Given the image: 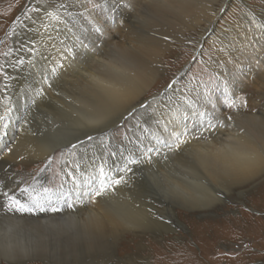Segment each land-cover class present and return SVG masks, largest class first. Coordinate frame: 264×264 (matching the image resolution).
<instances>
[{
    "label": "rangeland",
    "instance_id": "rangeland-1",
    "mask_svg": "<svg viewBox=\"0 0 264 264\" xmlns=\"http://www.w3.org/2000/svg\"><path fill=\"white\" fill-rule=\"evenodd\" d=\"M52 1L54 0H0V98L4 96L11 106L13 103V105H16V101L20 99L18 95L20 92L19 82L26 83V79H28L30 84L33 85L31 70L28 69L31 57L29 58L26 55L35 52L40 45L36 31L42 25V16L47 15L49 12L53 13L49 9L48 11L39 9V5L41 3L54 5ZM81 1L90 13L95 15L97 26L106 30V32L112 33L110 35L116 44L125 45L130 42L131 37L128 34L132 31L126 30V22L117 26L119 16H115L113 19L109 17L111 19L109 23L104 1ZM144 3L145 0H137L134 8H126L129 11L134 10V12L141 13L140 5ZM221 5V3L215 4V20L210 28H207L206 24L204 25L201 16L191 14L189 25L181 28L180 26L177 27L176 32L167 35L170 37L167 42L163 38L161 39L163 46L160 50L162 52L159 50L160 53L157 58L158 67L160 68L159 76H157L154 87L148 93V97L161 94L173 83L174 77L179 72H182V75L175 81L173 88L170 87L169 91L167 90L165 93L166 95L153 104L151 111H145L147 114L144 111L135 113L128 120L118 123L106 142L101 143L102 150L97 147V143H91L85 149L84 156L80 157L77 156V152L74 153L71 146L66 144L52 153L50 167H48L49 158L45 162L42 160L36 161L29 166L15 165L16 171L22 175V184L29 188V192L22 193L23 195L18 194L19 196L13 195L17 196L16 198L26 205L30 203V197L40 199L44 208L43 212L33 208L31 212H21V214L25 213V215L31 217L44 216L46 213L57 212L52 211L53 208L63 210V212H71L78 205L87 202L74 203L76 200L79 201L78 191L76 190L78 188L74 186L77 177L88 178L91 183L98 181L99 177L102 180L107 176V173L114 174V172L120 171L119 169L122 170L129 160H138L137 157H134L137 152L142 153L150 147L155 148L150 144L153 141L156 146L166 152L163 144L160 143L161 140H165L166 134L162 133L160 135L159 132L169 129L162 121L163 112L167 114L171 112L184 113L181 116L183 117V127L186 126L190 131L192 130V134L198 128L204 127V123L207 124L204 120L205 111L209 109L221 117L231 116V120L239 119L237 113L241 112L239 111L240 105H244L245 102L246 107L249 109L243 106L244 109H247L243 112L247 115L264 112V107H262L264 106V97L261 91L255 83H251V79L247 80L248 78L244 77L243 82L241 79V73L245 72L243 65L247 63L248 59L246 48L248 49L251 45V47L257 49L261 41L264 40V0H227L223 6ZM136 7L139 11L135 9ZM35 13L41 14V17H35ZM250 21H252L250 25L256 30L260 29L262 35H258L260 31L257 30V37L255 33L249 30L248 24ZM186 26L188 28H185ZM148 31L149 27L148 29L144 27L142 35L146 34L145 36H147ZM251 35L257 38L254 37L253 39ZM261 49V54L264 57V48ZM240 56L244 59L246 56V59L244 60ZM42 60L39 64L44 65L47 63L45 56L42 57ZM243 60L245 63L242 62ZM55 66H53L54 70L57 67ZM41 67L40 65L36 71ZM198 104L202 106V109L198 108ZM231 104L236 106L230 107ZM253 109H257L258 112L253 113ZM191 112H194L193 114L196 117L190 116ZM35 115L38 116L39 114L37 111H31L30 109L31 120L36 117ZM188 122L190 125L187 124ZM128 167L133 170L127 174L128 176H132L133 172L136 173L133 175L135 178L132 179L133 181L140 180V178L153 179L154 175L152 176V174H155L154 170L150 171L146 164H140L139 166L129 164ZM155 167H159L161 170L164 169L160 165H155ZM41 169L46 170L41 172ZM120 173L124 172L121 171ZM5 176V172L0 171V181L3 180V183L0 184V192L5 191L10 184L8 177ZM41 185L52 189L53 192L45 194ZM261 187V183H259L246 190L242 195L233 194L228 197V200L217 203L218 207L215 209L194 211L191 217L194 222L222 221L221 224H218L219 222L215 225H211V223L206 226L205 224V228L203 227L205 236H195L202 229L195 227L190 218L184 219V208L175 205L174 209L177 210V217L183 223L179 224L175 223V220H171L173 221L171 228H168L167 225L169 224L162 222L163 225H166H164V230L161 229V232L156 235L152 233L144 234L148 240H144V244L142 243L145 247L141 252L142 259H144L143 264L152 263L154 257L151 254L155 249L152 243L154 242L162 245V249L171 248V250H164L165 255L162 254L163 257H158L160 261L158 264H264V214L256 215L253 212V209H255L264 213V193H258L257 191ZM252 194L255 195L252 196ZM251 196L254 201H252ZM235 218H239L240 223L234 225L230 222L231 219ZM167 220L170 219L165 217V221ZM68 237L70 236L62 238L67 239ZM130 238L133 239L132 236H127L126 240L130 241ZM244 245H248V247L245 248ZM120 246L121 244L117 242L114 247L115 253L118 252ZM178 247L187 250L184 253L183 249L180 251ZM121 254L127 255L124 252ZM121 254L119 253V255ZM26 264H42V261L39 258H30L26 261Z\"/></svg>",
    "mask_w": 264,
    "mask_h": 264
},
{
    "label": "bare ground",
    "instance_id": "bare-ground-1",
    "mask_svg": "<svg viewBox=\"0 0 264 264\" xmlns=\"http://www.w3.org/2000/svg\"><path fill=\"white\" fill-rule=\"evenodd\" d=\"M102 1H104L105 3V11L107 14L106 16L109 23L111 22V19L115 18V16H119L117 26L120 25L121 21H123L124 23L126 22V30L128 31H133L132 26L136 24L141 25L142 29L144 27H147L148 29L149 27L147 36H145L146 34L142 35V39L139 43L133 40H130V42H128L136 44L140 51L145 53L147 66H150L153 70V76L151 80H149L143 86L138 95L130 102L132 104H135L137 103V101H139L140 103L150 105L147 110L138 107L136 113H141L143 111L145 112L152 109L153 104L157 102L162 96L166 95L165 93L170 88H166L164 92L159 95L156 94L152 97H148V93L151 91L152 87H154L157 76H159L160 68L158 67L159 64L157 58L161 51V46H163L161 42L163 36L171 35L173 32H176V29L179 26L181 28L185 25H189V16L191 14H198L199 16H201L204 25L206 24L207 28H210L215 20V4L221 3V6H223L227 0H155L154 3H149L147 5L146 10H143L141 8V13H138L136 11L134 12V10L129 11L125 6L126 0ZM52 3L54 5L44 3H41L39 5V9L47 11L49 9L52 10L53 13L49 12L47 15L42 16V21L40 20L42 25L39 27V30L36 31V35L37 38H39L38 41L40 45L36 48L35 52H30L26 55L29 58L31 57L30 63L28 64V69L31 70L30 73L33 85L30 84L28 79H26V83H23V81L19 82L20 92L18 93V95L20 99L16 101V105H13V103L11 106L8 100L4 98V96L0 98V115H4L5 108L11 109V111L8 112L6 116L8 122L7 133L6 135L0 136V152L2 154L0 156V171L5 172V175L8 177V180L10 182L5 191H10L11 194L15 195H21V190L25 189L26 187L22 184V175H20L16 171L15 165L29 166L31 165V163H35L36 161L42 160L43 162H45L56 149L63 147L66 144L71 146V144L77 143L76 137H79V139L83 140L84 143L82 145H78L72 150L74 151V153L77 152V156L82 157V155L84 156V153L86 151L85 149H87V147L91 143H97V147L101 148V143L106 142V139L112 133L113 129H115L116 125L121 122V120H117L116 123L109 122L107 126L101 125L95 128L84 127L70 134V125L66 121V119L63 118L64 113L70 107V103L68 100H65L63 96H57L56 93L63 92L64 96L69 95V92L61 87V85H63L69 79L68 73L73 70V67H78L79 63L83 60L87 49L85 47H82V45H86L88 48L93 47L94 41L96 43L99 42L97 40V37L100 31L104 32L106 36L109 34L112 35V33L106 32V30H103L102 28L97 26L94 18L95 15L93 13H90L85 4H82L81 0H59V2H57V0H54L52 1ZM56 7L58 8L54 9ZM135 9L139 11L137 7ZM38 15L39 13H35L34 16L40 18L41 14L39 16ZM43 23L45 24L44 26ZM250 24H252V21H250L248 24L249 30L255 33L257 37L258 35L263 34L260 29H257L260 31V34L258 33L257 35V30ZM185 28H188V26H186ZM131 33L132 32H130L129 34L127 33L129 37H131ZM251 37L253 36L251 35ZM263 41L264 40L261 41V44H259L260 46H258L257 49L251 47V45L248 49L246 48V53H248L246 64H244L246 56L245 59L240 56L242 59H244L242 61L244 63L241 64H244L243 68L245 69V72L247 71L249 64L253 63L254 59L257 58L261 61V68L264 69V57L261 54V48H264ZM110 43L113 45H117L113 38L111 39ZM43 56L47 58V63H45L44 65L39 64L40 60H44H42ZM55 64L57 67L55 66ZM40 65L42 67L38 71H36L38 67H40ZM70 65L72 67H70ZM53 66L56 67L55 70L53 69ZM263 69L261 70L260 75L255 77V79L251 78V75H249V77H247V80L251 79V83L256 84L257 88L261 91L262 96L264 97ZM180 75H182V72H179V74L174 77V83L171 84L172 88L175 84V81ZM80 88L85 89L84 81L80 82ZM10 90L11 92H13L12 89ZM87 95L88 92L85 89L84 91L77 92L71 98L73 100H76L78 105L81 102H87ZM240 106L242 109L240 108L239 111L241 112L237 113L239 119L233 117L235 118V120L225 121V126H222L219 131L204 132V135L208 137V141L210 142L209 146L216 154L214 158L208 159L207 156L202 153L199 161L195 166L192 167H190L187 162L183 161L179 157L169 161L168 169L164 168L161 170L159 169V167H157L159 172H167L168 179L173 184L179 185L181 188L188 189L193 195H195V191H199L201 193L207 192L209 191V189L214 191V186L218 184L219 189L224 193L221 199L217 200L215 197L209 196L206 201L201 203H196L195 201H186L182 196L167 191L168 185L164 184L162 188H160L159 186L153 188V190L145 196L143 202L137 200L136 203L140 204L139 208H135L133 206V201L123 200L124 196L133 195L132 192L125 189L120 197L123 200L124 206L118 213H109L103 209L101 203H89V197L87 194L101 181L118 179V177L124 176V173H120L121 169H119L120 171L116 173L114 172V174L107 173V176L102 178V180H100L101 177L98 176L99 179H97V177L94 178L98 181H93L92 183L88 178L85 179L77 177V179H75L76 185L74 186L79 189H76L78 191L77 193L79 201L74 200V203L76 204V202L82 203L87 201V207H85V203L83 205L77 203L80 205H76L77 208L71 210V212H63V210H60L59 212L46 213L44 214V216L39 215L37 217H31L29 215H25V213L21 214V212H6L4 209L0 208V264H5L4 259L2 258L4 249L14 248L19 251L21 248L34 247L37 244L45 243V237L51 239V236L56 235L57 226H61L64 228L73 227L78 231H83L85 229L94 231L96 235L106 241L108 245V260L105 261V264H143L144 259H142L143 256L141 255V252L145 247L142 245V243L144 244L143 241L148 240L147 237L144 236V234L152 233L153 235H156L157 233L161 232V229L166 226L165 224L164 226L161 221H158L154 217L150 216L146 211L147 208L153 207V211L162 212L164 214V218L168 217L170 220H175V223L182 224L183 222L180 221L181 219H178L177 217V210L174 209L175 205L184 208V219L190 218V221H192L191 217L194 211L215 209L216 207H218L217 203L228 200V197L233 194L242 195L249 188L256 186V184L261 183L262 186L260 190H257L258 193H264V174H261L253 179L242 180L240 182L226 181L224 183H218L217 181L216 173H226L227 165L230 163L233 153L238 150V146H243L241 144V138L237 136L239 127L243 126L245 124V121L249 117H252L254 115H247V113L243 112L247 111V109H244L243 105ZM71 107L73 108V110H75L76 105H71ZM198 108L202 109V106L199 105ZM30 109L31 111H37V113L39 114L38 116L35 115L36 117L32 118V120L30 118ZM191 113L192 114L190 116L194 117V112ZM183 114L184 113L177 112H171L169 114H167L166 112L162 113V121L169 128L164 131L161 130L162 132L159 131L160 135H162V133L166 134L165 140H167L169 134L172 131H178L183 128V117H181L183 116ZM125 116H127V113H125ZM25 118H27L30 122L25 123ZM216 118L225 120V117H221L219 116V114L216 115L215 113L211 112L210 109L208 111H205L204 120H206L205 122L207 124L209 122L215 124ZM123 121L125 120H123L122 118V122ZM187 124H189V122ZM207 124L204 123L203 128L206 129ZM33 133H35V135H33ZM196 134L197 131L193 133V135ZM87 135L92 136L93 140L88 141L86 138ZM54 139L58 142L52 145V149L46 151L41 147L42 144H45ZM125 142L127 141L125 140ZM153 142H150V144L155 148L158 147L154 144L155 142ZM193 144H196L198 147L201 146V142L193 141ZM9 149H12V151H9ZM206 151L207 148H205V152ZM142 153L137 152L134 157H137L138 160H140L142 157ZM149 155L152 154L150 153ZM21 157H23V159H21ZM200 163H206L207 168L200 167ZM157 168L155 167V169ZM153 175L154 174H152V176ZM205 177L212 181V185H205V183L203 182ZM151 180L153 179L140 178V180L136 179V181H129V184L131 186H134L137 182H139L145 185H150ZM12 189L15 190L11 191ZM255 194H252V196H254ZM252 196L251 199L252 201H254V198H252ZM149 197H151V200L149 199ZM152 201H154V206ZM239 220V218H235L233 220L231 219L230 222L235 225L237 223H240ZM192 222H194V220ZM217 222H219L218 224H221L222 221H197L194 222V226L197 228H201L203 231V227L205 228V224L206 226L210 225L211 223V225H215L217 224ZM167 226H169L168 228H171V225ZM202 231H198L199 234L195 236H205L204 231ZM73 234V232H69L68 236H71ZM127 236H132L133 239L130 238L131 240L128 241L126 240ZM117 242L121 244L119 249L120 251L118 250L117 252L118 255L114 251V247L117 245ZM169 244L171 245V243ZM152 245L155 247V249L153 248L154 253L152 252L151 254V256L154 257L151 264H158L160 262L158 260V257H163V255H165L164 252L166 250H171V248L162 249V245H159L155 242L152 243ZM179 249L180 251H182L183 249L184 253L187 250H185L184 248ZM123 252L127 253V255H122L121 253ZM119 253L121 255H119Z\"/></svg>",
    "mask_w": 264,
    "mask_h": 264
},
{
    "label": "snow or ice",
    "instance_id": "snow-or-ice-1",
    "mask_svg": "<svg viewBox=\"0 0 264 264\" xmlns=\"http://www.w3.org/2000/svg\"><path fill=\"white\" fill-rule=\"evenodd\" d=\"M136 2L137 0H126L125 6L134 8ZM154 2L155 0H145V3L140 6L146 10L147 5ZM123 23V21L120 22L121 25ZM132 29L131 40L139 43L142 39V27L136 24L132 26ZM111 39L112 36L110 34L106 36L104 32L100 31L97 37L99 43L94 41L91 48L82 45V47L87 49L83 60L78 67H73V70L68 73L69 79L61 85L69 92V95L64 96L63 92L56 93L57 96H63L70 103V107L63 117L70 125V134L84 127L107 126L109 122L116 123L117 120L122 122V118L126 120L132 117L137 112L138 107L145 110L150 107V105L139 101L135 104L130 103L153 76L152 68L147 66L145 53L140 51L136 44L113 45L110 43ZM169 39L170 37L167 35L163 37L165 42ZM70 67L72 66L70 65ZM261 70V61L259 59L254 60L253 63L249 64L247 71L242 73V82L243 78L249 77V75L255 79V77L260 75ZM81 81H84L85 89L88 92L87 102H81L77 105V101L71 97L77 92L85 90L80 88ZM71 105H76L75 110H73ZM229 106L235 107L236 105L231 104ZM243 106L246 107V102ZM10 111V108H5L4 115H0V136L7 133L8 122L6 116ZM252 111L253 113L258 112L257 109ZM125 113H127V116H125ZM231 119V116L226 117L225 120L216 118L215 124L209 122L206 129L203 127L198 128L196 135H193L186 126L178 131H172L167 140L160 141L166 153L159 147L149 148L141 154V160H129L121 170L125 173V176H120L119 179L101 181L88 192V202H99L105 211L118 213L124 206L123 200H131L133 201V206L139 208L140 204L136 203L137 200L143 202L145 196L153 188L162 187L164 184L168 185L167 191L182 196L186 201L201 203L206 201L209 196L215 197L217 200L221 199L224 193L219 189L218 184L214 186V191L211 189L204 193L195 191V195H193L188 189L173 184L168 179L167 172H159L158 169H155V165L168 169L169 161L179 157L192 167L199 161L202 153L208 159L214 158L216 154L209 146L210 142L204 132L219 131L222 126H225V121ZM29 122L25 118V123ZM237 136L241 138L243 146H238V150L233 153L231 161L227 165L226 173H216L218 183L226 181L240 182L264 174V112H259V114L249 117L245 124L239 127ZM86 138L88 141L93 140L90 135H87ZM76 139L77 143L71 144L73 149L84 143L79 137H76ZM193 141L201 142V146L198 147L193 144ZM56 142L58 141L55 139L50 140L42 144L41 147L48 151L52 149V145ZM205 148H207L206 152ZM9 151H12V149H9ZM150 153L152 155H149ZM50 163L51 157H49L48 167H50ZM129 164H146L150 171L154 170L155 174L152 183L145 185L137 182L134 186H131L129 181L133 179V176H128L127 174L133 170L128 167ZM199 166L207 168L206 163H200ZM45 170L41 169L40 171L43 172ZM203 182L206 186L212 185V181L207 177L204 178ZM2 183L0 181V184ZM41 187L45 194L52 191V189L43 187V185ZM125 189L132 192L133 195L124 196L122 200L120 197ZM14 190L12 189L11 191ZM21 191L26 193L28 189L25 188ZM149 199L151 200V197ZM152 203L154 206V201ZM85 207H87V204H85ZM0 208L6 212H31L33 208L41 212L44 211L40 199L30 197V203L26 205L21 203L10 191L0 192ZM52 211L58 212L60 210L53 208ZM146 211L156 220L169 225L172 224L171 220L165 221L162 212L153 211V207L147 208ZM253 212L256 215L264 214L255 209H253ZM69 232L74 234L67 239H63L62 237L68 236ZM45 241V243L37 244L34 247L21 248L19 251L14 248H6L3 250L2 258L5 264H10V262L11 264H26V261L30 258H39L42 264H105V261L108 260V245L106 241L99 238L94 231L88 229L78 231L73 227L64 228L57 226L56 235L52 236L51 239L45 237ZM244 247L247 248L248 245H244Z\"/></svg>",
    "mask_w": 264,
    "mask_h": 264
}]
</instances>
